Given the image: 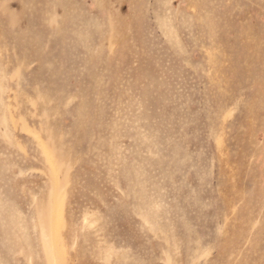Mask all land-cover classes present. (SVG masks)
<instances>
[{"label": "rangeland", "instance_id": "rangeland-1", "mask_svg": "<svg viewBox=\"0 0 264 264\" xmlns=\"http://www.w3.org/2000/svg\"><path fill=\"white\" fill-rule=\"evenodd\" d=\"M0 264H264V0H0Z\"/></svg>", "mask_w": 264, "mask_h": 264}]
</instances>
